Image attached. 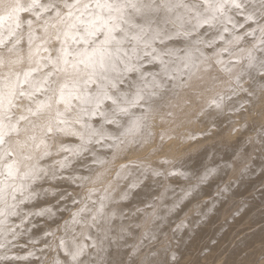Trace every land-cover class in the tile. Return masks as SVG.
Here are the masks:
<instances>
[{
    "label": "bare ground",
    "instance_id": "6f19581e",
    "mask_svg": "<svg viewBox=\"0 0 264 264\" xmlns=\"http://www.w3.org/2000/svg\"><path fill=\"white\" fill-rule=\"evenodd\" d=\"M31 2L0 0V15H6V4L26 7ZM40 11L19 13L21 28L14 37L5 27L4 43H0V81L22 76L37 67L36 59L48 55L44 48L59 46L56 30L50 25L45 30L49 14L38 18L35 13ZM234 18L238 26L233 29L227 25L229 31L223 33L226 39L234 34L245 36L256 27L242 17ZM28 21L32 22L31 45ZM254 42L245 36L240 47L249 48ZM204 52L210 54L209 49ZM222 59L224 64L213 60L210 70L201 66L190 78L185 76V82L149 114L146 127L135 138L128 137L129 142L119 149L110 148L111 141L104 147L93 144L86 146L87 151L81 149V128L71 122L74 115L61 117L69 121L61 125L64 131L46 134V126L49 122L56 125L60 119L56 113H63L64 105L53 104L37 112L45 95L17 94L9 114L13 123L19 121V132L12 134L11 141L24 144L23 155L31 157L22 160L21 168L48 152L50 156L41 163L54 167L56 176L38 180L30 189L32 195H26L22 205L27 214L25 224L17 229L13 243L0 249V256L18 258L0 260V264H53L54 259L70 264L58 247L59 240H71L74 235L82 240V221L76 222L79 217L74 221L73 214L84 201L94 211L102 197L105 215L115 212L109 235L117 244L109 247L106 243L111 255L103 254L110 264L127 260V253L143 237H147L143 239L145 247L151 244L161 260L174 256V264H264V86L245 76L241 84L251 94L239 92L234 83L238 68L231 74L224 71L229 59L236 57L225 54ZM145 67L151 69L150 65ZM233 88L239 95L225 100L222 111L209 110L214 99L231 95ZM24 91L30 90L25 87ZM95 122L99 123L98 118ZM105 127L112 135L121 131L112 125ZM63 147L72 151H63ZM76 150L82 152L79 158L73 156ZM61 160H67L68 166L60 168ZM172 172L176 174L170 175ZM203 175L207 179L199 184L197 196L182 200L184 190ZM73 198L81 203L74 205ZM91 201L96 202L94 206ZM14 222L21 224L18 218ZM91 231L94 236L95 230Z\"/></svg>",
    "mask_w": 264,
    "mask_h": 264
},
{
    "label": "snow or ice",
    "instance_id": "6c2138e0",
    "mask_svg": "<svg viewBox=\"0 0 264 264\" xmlns=\"http://www.w3.org/2000/svg\"><path fill=\"white\" fill-rule=\"evenodd\" d=\"M37 8L41 10L35 13L38 18L43 13L49 14L45 30L49 25L56 30L59 46L44 48L48 55L36 59L37 67L23 72L22 76L17 74L15 80L0 81V249L13 243L17 229L24 226L27 214L23 213L22 205L26 195H32V186L38 180L56 176L54 167L41 163L50 156L48 152H44L37 162L24 164L23 170L21 168L22 160H31V157L23 155L24 144L11 141L12 134L19 132V121L13 123L9 114L17 94L45 95L46 100L37 104V112L62 103L64 112L57 111L56 116L60 119L55 126L49 122L45 133L64 131L61 125H67L69 121L61 117L74 115L71 122L81 128L80 148L87 151V145L104 147L106 141L112 142L108 145L110 148L119 149L129 142L128 137L135 138L146 127L149 114L168 93L185 82V76L190 78L201 66L205 71L210 70L213 60L224 64L222 57L225 54L236 57L229 59L224 71L231 74L238 68L234 83L239 92L248 93L241 84L245 76L253 84L264 86V0H49L47 4L32 0L26 7L19 3L6 4V15H0V43H4L5 27L12 37L21 28L19 13H31ZM234 17H242L256 25L245 34L255 41L251 47H240L245 36L234 34L231 39H226L223 35L229 31L228 24L233 29L238 26ZM27 23L31 45L32 22ZM19 43L20 40H16V44ZM205 48L210 54H205ZM39 51L37 46V54ZM25 87L30 91L25 92ZM230 91L231 95L214 99L209 110L214 108L220 112L225 100L231 101L239 95L235 88ZM105 125L121 129L119 135L109 133ZM30 139L34 141L35 136ZM63 151L72 150L63 147ZM81 155L80 150L73 152L77 158ZM93 159L95 162V157ZM66 166L67 160L59 161L60 168ZM206 179L207 175L198 177L197 184L185 189L181 199L195 198L199 184ZM90 196L91 192L89 199ZM103 199L94 211L84 201L73 214L74 221L77 217L80 221L76 222L82 221V240L75 235L71 240L60 238L58 247L69 258L70 264H84L85 259L87 264H110L103 259V254L111 255L104 247L106 243L109 247L117 244L109 235L115 212L105 215ZM78 203L81 201L73 198V204ZM91 203L94 206L96 202ZM17 218L21 220L19 225L14 222ZM92 229L96 233L94 236ZM146 238L133 246L127 253V260L115 264H174V256L161 260L160 252L151 244L145 247L143 239ZM17 258L0 256V260ZM53 264H59V261L54 259Z\"/></svg>",
    "mask_w": 264,
    "mask_h": 264
}]
</instances>
